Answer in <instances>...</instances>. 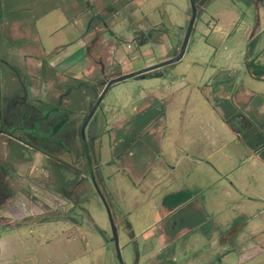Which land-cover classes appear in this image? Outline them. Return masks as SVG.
<instances>
[{"label":"rangeland","instance_id":"1","mask_svg":"<svg viewBox=\"0 0 264 264\" xmlns=\"http://www.w3.org/2000/svg\"><path fill=\"white\" fill-rule=\"evenodd\" d=\"M194 3L182 58L111 85L85 129L123 264H264L240 252L264 232V0ZM190 16V0H0V131L17 138L0 140V264H119L78 125L110 79L176 56ZM17 99L62 109L59 144L5 122Z\"/></svg>","mask_w":264,"mask_h":264},{"label":"flooded vegetation","instance_id":"2","mask_svg":"<svg viewBox=\"0 0 264 264\" xmlns=\"http://www.w3.org/2000/svg\"><path fill=\"white\" fill-rule=\"evenodd\" d=\"M226 96L229 98L228 94H226ZM17 101L18 102H16V103L14 102L13 105H14L15 109L17 110L16 115L17 116L21 115V116H19L21 118L18 117L16 119L11 120V121H5V122L7 124L12 123L14 125V124H17L18 121H20V124L22 123L24 126L25 125H31V128H32V122L34 120H37V124L39 126L36 127V130L41 128V129H43V130H45L47 132V135H49V136H53L54 135L55 144L56 145L59 144V141H60V138H61V136L58 135L59 134V129H63L66 124L70 125V120L68 122L64 120L65 113H63L62 116H59L55 121L50 119L51 118L50 116H51V114L60 113L62 111V109H60L59 106H54V107H51V108L43 107V109H44L43 110V109H40L41 107H37L34 104H32L33 105L32 106L31 103L27 102V99H26L25 102H24L23 99L22 100L17 99ZM86 117H87V115H86ZM86 117L84 118V121H85ZM46 120H47V123H45ZM84 121H83V123H84ZM89 122H90V120H89ZM83 123H82V125H83ZM88 123L86 124V126L88 125ZM71 124H72V126L75 127V125L73 124V121H72ZM82 125H78V130H79L81 141H82V145H83V138H82V134H81ZM86 126H85V129H86ZM85 129H84V139H85V142H86ZM92 134H93V132L91 131L90 132L91 139L93 138ZM4 135L8 136L7 139H4V137H0V140L3 138L2 145L5 148H7V146L10 147L11 142H12L11 140H16L17 139L16 137H14L11 134H6V133H3V132L0 131V136H4ZM82 147H83V156H84L86 167H87V170H88V176L91 179V177H93L92 169L90 168L91 169V171H90V169L88 167V163H87V157H86V154H85V147H84V145ZM86 150H87V154H88V157H89V152H88V148H87V142H86ZM1 164H3V163H1Z\"/></svg>","mask_w":264,"mask_h":264},{"label":"water","instance_id":"3","mask_svg":"<svg viewBox=\"0 0 264 264\" xmlns=\"http://www.w3.org/2000/svg\"><path fill=\"white\" fill-rule=\"evenodd\" d=\"M190 1H191V16H190V20L188 22L186 33H185L183 41L181 43L179 52H178V54L176 56H174L173 58H170V59H168L166 61H163L162 63L157 64V65H155L153 67H150V68H145V69H142V70H139V71H135V72H132V73L120 74L118 76H115L114 78L110 79L104 85V88H103L102 92L100 93L99 97L97 98L96 102L94 103L93 107L91 108L90 112L88 113V115H87V117H86V119H85V121H84V123L82 125V130H81V134H82V138H83V145L85 147V154H86V157H87V163H88L89 169L91 168V164H90V159H89L88 154H87L86 142H85V139H84V129H85L86 124L92 118V116L95 113L97 107L101 103L105 93L107 92V90L109 89V87L111 85H113L114 83L129 79V78H132V77H136V76L141 75V74H143V73H145L147 71H150V70H152L154 68L162 67V66H165V65L174 64V63L178 62L182 58V56H183V54L185 52L187 43L189 41L190 34L192 32V28H193V25H194V22H195V19H196V15H197V8H196V5H195L194 1L193 0H190ZM90 171H91V169H90ZM91 180H92L94 186L96 187V191L102 197V199H103V201H104V203L106 205V208H107V211H108V216H109L110 223H111L112 238H113V241H114V244H115L117 258H118L119 264H123V260H122L120 249H119V245H118L117 229H116V226H115L114 221L112 219L111 211H110L108 205L106 204L103 196L101 195L100 190H99V188H98V186H97V184L95 182L94 177H91Z\"/></svg>","mask_w":264,"mask_h":264},{"label":"crops","instance_id":"4","mask_svg":"<svg viewBox=\"0 0 264 264\" xmlns=\"http://www.w3.org/2000/svg\"><path fill=\"white\" fill-rule=\"evenodd\" d=\"M239 89H241V88H239ZM240 91V90H239ZM247 116H249L250 117V115L248 114ZM247 116L245 117L244 116V119H243V123L245 122V120H246V118H247ZM238 132H240V131H238ZM256 150H254V152H255ZM255 153H258V151H256ZM254 171V169H252V172H251V175H246V177L248 176V177H251L253 180H254V175H255V173L253 172ZM249 173V172H248ZM248 173H246V174H248ZM257 198H259V199H262L260 196H257ZM263 201H264V199H262ZM165 216H166V214H165ZM165 216H159V219L160 218H163V217H165ZM264 217V215L263 216H261V219ZM264 219V218H263ZM263 223H264V221H263ZM163 230H161V233H162V235H166V232H168V233H170V225H169V223L168 224H165L164 226H163V228H162ZM258 236H261L262 238H263V240H261V238H260V240H258V242L263 246H261V245H258L257 243L258 242H255L256 240H254V238H258ZM227 240V239H226ZM251 240H253V242L251 243ZM225 241V240H224ZM228 241V240H227ZM253 246V247H252ZM252 247V248H251ZM261 250V251H264V232L262 231V232H260V233H258V235H256L255 237L253 236L252 238H250V241H249V244L247 245V247H246V250L245 249H242L240 252H242V254H244L243 256H246V253L249 255L250 254V251L252 252V250L254 251V253L255 252H258V250ZM227 255H225V254H223L222 255V257H226Z\"/></svg>","mask_w":264,"mask_h":264},{"label":"trees","instance_id":"5","mask_svg":"<svg viewBox=\"0 0 264 264\" xmlns=\"http://www.w3.org/2000/svg\"><path fill=\"white\" fill-rule=\"evenodd\" d=\"M194 1V0H193ZM253 68H250L249 71L251 73L252 76L258 78L259 76H261L262 74H264V67L260 66H256L254 64V61L251 62Z\"/></svg>","mask_w":264,"mask_h":264}]
</instances>
